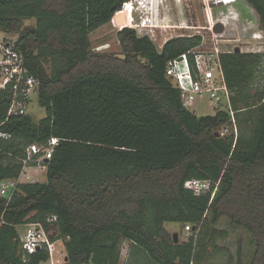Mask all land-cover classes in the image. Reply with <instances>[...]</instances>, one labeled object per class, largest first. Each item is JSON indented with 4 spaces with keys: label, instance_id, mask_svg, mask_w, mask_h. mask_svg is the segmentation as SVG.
<instances>
[{
    "label": "trees",
    "instance_id": "16d2710c",
    "mask_svg": "<svg viewBox=\"0 0 264 264\" xmlns=\"http://www.w3.org/2000/svg\"><path fill=\"white\" fill-rule=\"evenodd\" d=\"M127 1L0 0V31L17 35L13 48L38 81L43 109L38 118L7 114L11 91L0 88V129L11 134L0 145V180L18 177L29 144L59 138L44 181L19 182L9 200L0 196V264L47 259L41 249L22 260L17 227L28 222L61 239L65 264H121L124 241L153 264H215L218 255L233 264L217 244L228 236L214 226L223 214L254 240L246 261L237 247L235 264H264V82L252 91L264 53L221 52L230 110L196 115L165 67L200 35L172 36L158 49L124 26L122 56L93 52L89 33ZM245 1L264 34V0ZM224 126L229 133L216 135ZM191 178L218 181L212 197L186 189ZM165 222L195 227L175 243Z\"/></svg>",
    "mask_w": 264,
    "mask_h": 264
},
{
    "label": "built area",
    "instance_id": "2783aa9c",
    "mask_svg": "<svg viewBox=\"0 0 264 264\" xmlns=\"http://www.w3.org/2000/svg\"><path fill=\"white\" fill-rule=\"evenodd\" d=\"M231 0H213L211 4L230 2ZM237 0H232L235 2ZM133 0H129L123 4L128 5V8H121V11L127 10L130 15V21H133ZM230 2V3H231ZM154 0H138L135 10L139 11L140 15H144L145 12L151 13L153 10ZM206 5L205 14L211 35H216L214 30V23L212 19H209L208 11L209 4L204 1ZM211 9V8H210ZM119 12V11H118ZM155 13V12H154ZM222 13V12H221ZM125 19V16H124ZM144 20H148V16H145ZM144 20L142 22H144ZM155 21V17L153 18ZM113 25L121 29L123 26H127L126 23L117 26L115 21L111 19ZM142 26V35L148 36L154 43L158 41L159 34L157 31L158 25L153 23H138L134 22V25L130 27L137 29V26ZM173 28L179 30L189 29L195 27L194 25L175 24ZM222 33L224 35L225 24L222 22ZM198 34L201 36V42L181 55L172 58L167 61L165 67V75L172 82V85L179 90L180 101L184 108L192 109L194 111L195 104L199 97H205L208 103L214 108V110L226 109L230 110L229 106V89L226 85L222 66L219 55L222 52L216 44L212 48L206 47V39L199 33H184L177 32L172 36H191ZM170 36V37H172ZM170 37H164L163 43ZM162 43V45H163ZM162 47V46H161ZM160 47V48H161ZM38 81L29 74V70L24 64L23 56L13 48V43L2 42L0 40V88L9 89L11 91V101L7 109V114L27 113L28 105L30 104L33 94L36 95ZM191 111V112H193ZM232 116L233 112L230 111ZM234 124V120L232 119ZM11 137L9 132L0 129V145L3 140H7ZM58 137H50L45 143L37 144L32 143L26 147V157L21 159L22 167L18 173V177L0 180V196L5 197L7 200L11 198L17 189L19 182L26 181H38L29 174L28 169H34L35 172L45 171V163L51 157L55 145L58 143ZM1 148V146H0ZM30 161H34V164H30ZM218 185V181L214 182L210 179L191 178L184 182V187L191 190L193 194L199 195L210 192L211 197L214 194ZM56 219L55 216L47 218L48 222H52ZM24 231L20 235V246L23 251L22 260L26 261L29 254H32L38 250L44 249L47 251L48 264H65V249L63 247L61 239H51V229H46L41 222H28L23 224ZM195 226H191L186 223L183 228L185 235H189L191 230ZM61 243L58 246V243Z\"/></svg>",
    "mask_w": 264,
    "mask_h": 264
},
{
    "label": "rangeland",
    "instance_id": "374dc122",
    "mask_svg": "<svg viewBox=\"0 0 264 264\" xmlns=\"http://www.w3.org/2000/svg\"><path fill=\"white\" fill-rule=\"evenodd\" d=\"M204 1L210 5L208 11L209 19H212L214 24H218L221 27L219 31H216V35H211L208 28L210 25L207 21L205 14ZM213 0H154L151 8V13L145 12L144 15H140L138 10H135L138 4V0H133V21H130V15L127 10H123L125 16L124 22L128 27L134 25V22L140 23H153L157 24L159 40L155 41V45L159 49L162 46L163 38L175 35L177 32L184 33H199L203 35L206 41V47L212 48L214 44L220 48L223 52H233L234 47H239L241 52H261L264 53V34L260 28L259 17L255 10L247 3V5H242L240 11L242 12V21L237 22V6H222L229 4L230 2H225V4L217 3L211 4ZM128 5H124L123 8H128ZM211 8V9H210ZM155 12V13H154ZM222 12V13H221ZM246 14V15H245ZM249 14V16H248ZM224 15V17H223ZM145 16H148V20H144ZM155 17V21L153 18ZM144 20V22H142ZM243 20L251 21L249 23V28L247 23H243ZM222 22L225 24L224 35H219L222 33ZM33 20H25L24 25L32 24ZM186 24L194 25L195 27L189 29L179 30L178 28H173L175 24ZM124 27V26H123ZM142 26L138 25L136 32L140 35L143 31ZM117 28L113 25L112 21L101 25L94 31L89 33L90 45L93 52L100 54H110L112 56H122L121 45L117 38ZM235 33V34H233ZM16 34L4 33L0 31V40L2 42L13 43L16 39ZM44 66L47 70H50V62L45 61ZM264 82V69L259 68L257 76L252 83V91L258 88ZM195 104L194 111L196 115H212L215 113L214 108L208 103L205 97H199ZM28 111L32 113L35 118L43 115V109L37 104V97L35 94L32 95L30 104L28 106ZM231 127L224 126L217 129V132L221 135L223 133H229ZM234 130V128H233ZM235 131V130H234ZM29 174L38 181L45 180L44 171L40 170L35 172L34 169H28ZM216 228L226 230L228 236L225 239L218 240L217 244L227 249L232 257L233 264H235L236 250L237 247L241 248L242 260L246 261L253 248L254 240L251 234L242 226L233 224L226 215H222L219 221L214 225ZM165 229L169 232L170 237L173 238V234H177V239L180 241L187 240L188 235L183 232L184 225L177 222H165ZM19 234L22 235L24 231V226L19 225L17 227ZM60 242L58 246H60ZM62 245V244H61ZM127 242L124 241L121 245V264H153L150 259L140 252L139 255L135 256L128 252ZM39 264H48V262L41 261ZM215 264H227L226 258L223 255H218Z\"/></svg>",
    "mask_w": 264,
    "mask_h": 264
},
{
    "label": "water",
    "instance_id": "95a60500",
    "mask_svg": "<svg viewBox=\"0 0 264 264\" xmlns=\"http://www.w3.org/2000/svg\"><path fill=\"white\" fill-rule=\"evenodd\" d=\"M122 12L123 11L120 10L119 12L115 13L113 15V17H112V19L115 21V24L117 26L123 25L125 23L124 22V14ZM218 26H220V25H218V24H215L214 25V30L215 31H219L220 30L221 27H218ZM218 28H219V30H218ZM238 51H240V48L238 46L237 47H234L233 52H238ZM215 134L216 135H219V133L217 131L215 132ZM173 241L175 243L178 241L177 234L176 233L173 234Z\"/></svg>",
    "mask_w": 264,
    "mask_h": 264
},
{
    "label": "crops",
    "instance_id": "0c3cea01",
    "mask_svg": "<svg viewBox=\"0 0 264 264\" xmlns=\"http://www.w3.org/2000/svg\"><path fill=\"white\" fill-rule=\"evenodd\" d=\"M232 1V0H231ZM238 5V6H237ZM242 5L244 6V5H247V3L244 1V0H237V1H235V2H231V3H229V4H226V5H222V6H237V14H238V16L236 17V21L237 22H240L241 23V21H242V12L240 11V8L242 7ZM246 15V14H245ZM248 16H249V14H248ZM223 17H224V15H223ZM244 22L243 23H247V25H248V28H249V23L251 22V21H249V20H243ZM128 26V25H127ZM233 34H235V33H233Z\"/></svg>",
    "mask_w": 264,
    "mask_h": 264
}]
</instances>
